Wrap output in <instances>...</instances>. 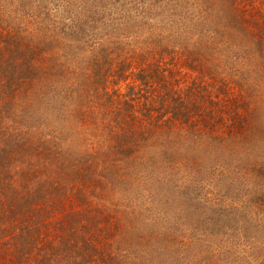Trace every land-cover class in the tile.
Wrapping results in <instances>:
<instances>
[{
    "label": "trees",
    "instance_id": "16d2710c",
    "mask_svg": "<svg viewBox=\"0 0 264 264\" xmlns=\"http://www.w3.org/2000/svg\"><path fill=\"white\" fill-rule=\"evenodd\" d=\"M15 2L0 0V264H264V0ZM244 143L246 228L227 235L190 177L229 171L202 157Z\"/></svg>",
    "mask_w": 264,
    "mask_h": 264
},
{
    "label": "rangeland",
    "instance_id": "374dc122",
    "mask_svg": "<svg viewBox=\"0 0 264 264\" xmlns=\"http://www.w3.org/2000/svg\"><path fill=\"white\" fill-rule=\"evenodd\" d=\"M46 1V0H44ZM140 0H89V3L95 5L97 11H101L100 15L104 14V8L112 11L116 14L123 13V7L126 4L131 3H138ZM6 0H3V5L5 4ZM12 4L14 5L15 0H11ZM28 2V0H25ZM11 4V5H12ZM122 5V6H121ZM103 11V12H102ZM238 146V145H237ZM234 148V147H233ZM212 149V148H211ZM240 153H236L234 155L229 156L228 152H225L224 156L217 155V158H208L207 156L202 157L204 161H211L214 159L215 161H219L220 163L222 160H225L224 164L226 167H230L229 171L225 172L224 174L218 176L217 174H213L209 177L208 174H203L201 177H190L191 180H195L197 182L206 184L207 180L210 182V185L203 189L202 193H211L212 197L215 198V207L216 209L221 208L226 210V215L231 222L226 223L225 227H219L221 231L227 233V235H233L236 233L235 229L239 231H244L245 227H238L239 223H235V217L237 214L246 213V177H241V169L234 168L233 165L235 164H244L246 163V145L240 144L237 148H234ZM210 151V149H207ZM218 151V150H217ZM211 159V160H210ZM202 185V184H200ZM220 191V192H219ZM213 202V200H212ZM240 225H245L242 221ZM227 236L222 240H225ZM238 239H241L240 235L237 234ZM228 241L232 240L227 237ZM222 243V242H221ZM230 244L233 245V241H230ZM234 250V249H233Z\"/></svg>",
    "mask_w": 264,
    "mask_h": 264
}]
</instances>
